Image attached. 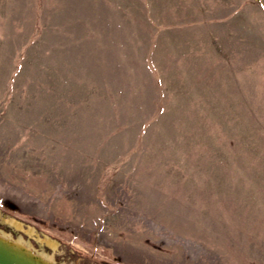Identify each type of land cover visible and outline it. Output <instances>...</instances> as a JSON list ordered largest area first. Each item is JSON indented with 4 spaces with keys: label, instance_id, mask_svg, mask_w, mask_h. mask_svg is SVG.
<instances>
[{
    "label": "rangeland",
    "instance_id": "374dc122",
    "mask_svg": "<svg viewBox=\"0 0 264 264\" xmlns=\"http://www.w3.org/2000/svg\"><path fill=\"white\" fill-rule=\"evenodd\" d=\"M0 229L56 264H264V0H0Z\"/></svg>",
    "mask_w": 264,
    "mask_h": 264
},
{
    "label": "water",
    "instance_id": "95a60500",
    "mask_svg": "<svg viewBox=\"0 0 264 264\" xmlns=\"http://www.w3.org/2000/svg\"><path fill=\"white\" fill-rule=\"evenodd\" d=\"M0 264H56L52 258L34 250L20 238L0 231Z\"/></svg>",
    "mask_w": 264,
    "mask_h": 264
},
{
    "label": "bare ground",
    "instance_id": "6f19581e",
    "mask_svg": "<svg viewBox=\"0 0 264 264\" xmlns=\"http://www.w3.org/2000/svg\"><path fill=\"white\" fill-rule=\"evenodd\" d=\"M14 222V224L15 225H17V226H20V224L19 223H17V222H15V221H13ZM28 233L29 234H31L34 230L32 229V228H28ZM41 241H44V243H47V244H49L50 246H52V247H54L55 246V241L54 240H51V239H49L48 237H43V239H41ZM51 247V248H52Z\"/></svg>",
    "mask_w": 264,
    "mask_h": 264
},
{
    "label": "flooded vegetation",
    "instance_id": "af4514ba",
    "mask_svg": "<svg viewBox=\"0 0 264 264\" xmlns=\"http://www.w3.org/2000/svg\"><path fill=\"white\" fill-rule=\"evenodd\" d=\"M1 232L5 233V234H8L7 232H5L3 229H0ZM10 235V234H9Z\"/></svg>",
    "mask_w": 264,
    "mask_h": 264
}]
</instances>
